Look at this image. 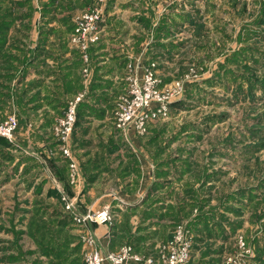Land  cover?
Instances as JSON below:
<instances>
[{
	"label": "rangeland",
	"instance_id": "rangeland-1",
	"mask_svg": "<svg viewBox=\"0 0 264 264\" xmlns=\"http://www.w3.org/2000/svg\"><path fill=\"white\" fill-rule=\"evenodd\" d=\"M41 1L44 13L49 8H46L47 5L57 4V17H74L75 24L83 13L99 10L105 16V22L100 25V30L103 28L105 33L110 17L107 9L114 17L120 13V5L127 0H114L115 4H111L112 0ZM137 1L143 7L142 0ZM147 5L155 13L152 20L154 27H162L165 13L173 16L168 36L171 46L169 51H160V46L154 45L155 40L149 37L145 40L147 48L140 55L141 58H136L129 65L143 77L154 63L160 82L159 90L173 88V91L180 93L178 102L184 104L173 107L165 121L152 124L146 135H139L136 131L122 132L120 140L128 146L124 151L128 153L127 156L122 155L143 160L144 164L139 160L138 165L131 167L133 170L139 167L144 173L150 170L165 172V182L174 187L173 190L178 192L176 194H181L182 201L196 205L193 215L200 213L201 206L208 209L212 219L211 230L216 236L200 244L207 263L214 260L211 264H226L229 256L240 252L237 238L243 236L253 253L247 262L264 264V0H148ZM117 26L121 27L119 22ZM139 30H142L141 27ZM164 34L163 30V37ZM142 35L146 36L147 33ZM159 37L158 40H161ZM149 40L152 41L151 47L147 44ZM89 43L88 64L92 45ZM77 46L84 58L85 50L79 44ZM84 71L87 74L89 69ZM128 76L124 74V77ZM126 93L124 90L117 97L108 118L110 128L114 130L113 116L117 112V101ZM78 97H82L83 101L85 95L74 96L69 102ZM11 117L17 123L9 142L11 146L0 145V264H36L29 252L48 240L43 237L47 230H41L39 235L37 229L33 235V228L43 223L50 224L53 219L44 217L36 220L30 211L43 205L61 211L63 205L57 197L47 199L40 206L34 205L38 193L36 179L33 176L23 179L13 175L12 166L20 156L15 147L20 131L18 117L10 114L0 120V125ZM62 119L54 124V140L60 144L61 158L67 160L68 184L65 186L77 191L81 177L72 182L69 172L71 162L62 153L64 146L77 166L79 159L74 152L72 139L68 141L69 144L63 145L57 135ZM4 149L8 153L2 155ZM157 158L159 161H156ZM41 172V176L37 177L39 183L43 179L50 180L48 174ZM34 181L35 185L30 186ZM65 186L52 187L47 184L39 197L46 196L49 188L58 190L60 194L63 191L68 194ZM71 198L72 202H69L76 204L74 195ZM185 222L184 219L176 226H184ZM70 223L75 224L73 221ZM57 228L56 236L59 237L63 234L59 223ZM64 235L66 233L62 237ZM137 252L143 258L138 263L145 264L150 257L144 258ZM11 253L16 260L10 263L7 257ZM21 254L25 257L18 261Z\"/></svg>",
	"mask_w": 264,
	"mask_h": 264
},
{
	"label": "crops",
	"instance_id": "crops-1",
	"mask_svg": "<svg viewBox=\"0 0 264 264\" xmlns=\"http://www.w3.org/2000/svg\"><path fill=\"white\" fill-rule=\"evenodd\" d=\"M112 3L115 4L114 0ZM147 3L148 0H142L143 8L137 0H127L114 17L107 9L110 17L106 31L104 33L101 28L98 42L90 45L88 64L77 44L71 41L75 18L57 17V4L47 5L49 8L44 13L41 0H0V120L16 114L20 127L15 146L20 156L18 162L14 160L13 175L36 179L37 183L34 181L30 185L38 184L34 205L40 206L47 199L56 197L63 205L61 211L48 209L45 205L30 211L36 220L53 219L50 224L33 228V235L37 229L39 235L41 230H47L43 237L48 240L29 252L36 264H83L86 251L83 240L89 235L95 238L103 253L117 251L128 243L144 258H158L159 246L168 242L175 226L184 219L195 234L192 264L214 261L207 263L204 260L206 254L200 245L216 236L211 225L205 228L202 218L211 217L208 209L201 206L200 213L193 215L196 205L182 201L181 194H176L174 187L165 182V172L150 170L144 173L139 167L133 170L131 167L138 165L139 160L143 165V160L122 155L127 156L124 151L128 146L121 142V132L110 128L108 122L117 97L127 89L128 78L124 77V74L129 75L127 65L145 51V40L154 39V45L158 44L163 52L171 46L168 36L173 16L165 13L162 27H154L155 13ZM138 5L140 9L136 8ZM118 22L121 27L117 26ZM144 33L147 35H142ZM158 36L162 39L158 40ZM151 42L146 43L151 47ZM85 69H89L87 74ZM80 94L85 98L72 137L81 177L76 191L65 186L68 184L67 170L53 129L65 114L69 99ZM41 171L48 174L50 180L43 179L39 183L37 177L41 176ZM47 184L65 186L69 195L49 188L48 194L40 199ZM73 195L77 202L69 212L62 197L72 202ZM106 205L113 207L116 219L113 225L92 224L84 228L72 224L70 227L73 214L85 215ZM58 223L63 234L66 233L63 237V234L56 236ZM24 257L21 254L17 260ZM15 260L12 253L7 257L10 263Z\"/></svg>",
	"mask_w": 264,
	"mask_h": 264
},
{
	"label": "built area",
	"instance_id": "built-area-1",
	"mask_svg": "<svg viewBox=\"0 0 264 264\" xmlns=\"http://www.w3.org/2000/svg\"><path fill=\"white\" fill-rule=\"evenodd\" d=\"M105 22V16L99 10L87 11L82 17L77 19L75 24V33L72 42L79 44L85 50L84 61L88 60L87 50L90 44L98 42L100 36V25ZM132 66V65H131ZM129 65L128 86L126 94L118 98L116 106V114L113 116L116 130L122 132L136 131L139 135H146L152 124L159 121H165L171 115L172 107L170 105L177 99L180 93L173 91V88L160 91V82L157 79L154 70L155 64L149 66L141 77L136 71H133ZM131 69V70H130ZM82 97L76 98L75 101L69 102L67 113L60 121L57 135L63 145L69 144L72 133L77 122V105L82 101ZM16 119L11 117L4 125H0V138L11 142L13 132L16 130ZM60 129V130H59ZM62 153L70 162L69 172L71 173L72 182H75L80 173L74 158L70 156V152L64 146ZM62 200L66 205V209L72 211L74 205L63 196ZM72 220L75 224L87 228L89 225L97 224L101 226L113 225L115 222V214L111 205L106 206L102 211H89L85 215H74ZM194 233L185 224L184 226H176L173 236L168 242L163 243L158 258H148L145 264H190L193 258ZM86 245L85 264H132L138 263L143 258L138 254L133 245H122L117 251H109L103 253L98 249L95 238L89 235L85 238ZM237 246L240 252L229 256L226 264H249L248 258L253 256L252 249L247 246L243 236H238Z\"/></svg>",
	"mask_w": 264,
	"mask_h": 264
},
{
	"label": "trees",
	"instance_id": "trees-1",
	"mask_svg": "<svg viewBox=\"0 0 264 264\" xmlns=\"http://www.w3.org/2000/svg\"><path fill=\"white\" fill-rule=\"evenodd\" d=\"M167 51H169V50H167ZM169 53V52H168ZM83 102V101H82ZM82 102L78 105V107H77V110H78V112H77V122H76V124H75V128H74V130H73V133H72V137H73V135H74V133H75V130H76V128L78 127V121H79V115H80V110H79V108H80V105L82 104ZM184 103L183 102H181L180 101V103L178 102V101H176V102H174V103H172L171 105H170V107H181L182 105H183ZM68 106H69V103L67 104V106H66V108H65V114L63 115V117L66 115V113H67V108H68ZM72 139V138H71ZM5 145L4 147H8V146H11V143H9V141H6L5 139H3V138H0V145ZM7 151H5V149H4V152L2 153V155H4L5 153H6ZM8 153V152H7ZM64 161V166H65V168H66V170H67V160H63ZM213 214V213H212ZM203 216H204V213L202 214ZM203 218V220H204V222H205V228H209V226L212 224L211 223V221H212V219H211V217H207V216H204V217H202ZM202 220V219H201ZM203 220H202V222H203ZM211 231V230H210Z\"/></svg>",
	"mask_w": 264,
	"mask_h": 264
}]
</instances>
